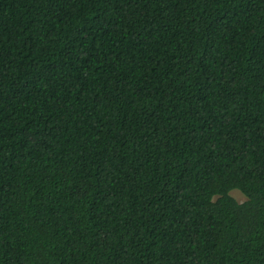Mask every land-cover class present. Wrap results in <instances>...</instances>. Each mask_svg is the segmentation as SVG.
<instances>
[{
  "label": "trees",
  "instance_id": "obj_1",
  "mask_svg": "<svg viewBox=\"0 0 264 264\" xmlns=\"http://www.w3.org/2000/svg\"><path fill=\"white\" fill-rule=\"evenodd\" d=\"M0 264H264V0H0Z\"/></svg>",
  "mask_w": 264,
  "mask_h": 264
},
{
  "label": "rangeland",
  "instance_id": "obj_2",
  "mask_svg": "<svg viewBox=\"0 0 264 264\" xmlns=\"http://www.w3.org/2000/svg\"><path fill=\"white\" fill-rule=\"evenodd\" d=\"M231 193L239 200L244 201L246 199L245 195H243L239 190L234 189Z\"/></svg>",
  "mask_w": 264,
  "mask_h": 264
}]
</instances>
